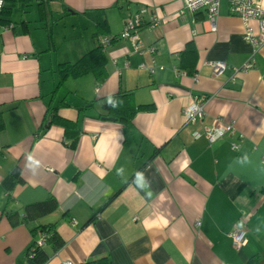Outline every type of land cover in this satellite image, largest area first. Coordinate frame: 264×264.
<instances>
[{"label":"crops","instance_id":"obj_1","mask_svg":"<svg viewBox=\"0 0 264 264\" xmlns=\"http://www.w3.org/2000/svg\"><path fill=\"white\" fill-rule=\"evenodd\" d=\"M259 6L264 12V0ZM49 8L50 23L35 4L32 23L0 28V264H35L37 228L63 242L58 251L45 243L44 264H264V45L253 69L234 74L252 47L224 1L216 32L204 12L182 13V0H52ZM142 10L160 22L140 29L149 50L135 53L118 36ZM98 15L114 38L105 78L58 86L57 66L97 47ZM211 61L226 70L214 76ZM116 95L153 110L127 125L111 121L105 106ZM199 98L203 126L233 127L213 145L192 138L199 124L183 125L182 110ZM49 108L68 125H47ZM235 229L246 231L238 249L228 236Z\"/></svg>","mask_w":264,"mask_h":264},{"label":"built area","instance_id":"obj_2","mask_svg":"<svg viewBox=\"0 0 264 264\" xmlns=\"http://www.w3.org/2000/svg\"><path fill=\"white\" fill-rule=\"evenodd\" d=\"M183 12L188 14H197L204 12L206 16V23L209 27V31L216 32L217 19L219 15L220 3L226 2L229 13L240 19L243 26L242 39L244 42L252 47V53L247 61L239 69H234V74L239 72H247L255 66V55L259 51L262 45H264V12H262L259 6V0H182ZM5 4V0H0V11ZM146 12L144 10L129 17L124 25L123 30L119 34L118 39L128 41L135 53H141L144 50H149L145 47L140 39V29L147 27L148 29L155 28L160 19L157 16H149L146 20ZM114 40L112 37H99L97 43L105 50ZM207 65L210 67L214 76H218L226 70L227 65L221 61H211ZM139 68L147 69L150 73H154L152 68H146L141 65ZM206 102V98H199L194 100L188 106L182 110L183 125L195 126L199 124L202 129L201 132L195 131L192 133L193 139L200 137L204 138L209 145H213L218 140L222 139L227 134L233 133V127L231 124H220L215 121L212 126L205 127L202 125L203 121V108ZM232 150H236L237 146L232 144ZM72 225L75 226L76 222L72 221ZM196 225H199L196 224ZM234 248H240L246 240V231L243 229H235L228 235ZM47 240V235L38 233L35 243L36 247L43 248ZM33 257V253H28V259ZM62 264H72L70 262H63Z\"/></svg>","mask_w":264,"mask_h":264},{"label":"trees","instance_id":"obj_3","mask_svg":"<svg viewBox=\"0 0 264 264\" xmlns=\"http://www.w3.org/2000/svg\"><path fill=\"white\" fill-rule=\"evenodd\" d=\"M51 1L52 0H5V4L0 11V28L7 29L11 25V18L15 7L23 9L26 8L30 3H35L37 5V11L40 19L50 23V20H46L45 17H51V11L49 8V3ZM96 29V39L103 37L108 33V26L103 16L99 17L98 15ZM105 66L106 56L104 54V50L97 43V47L94 50L81 57L76 63L57 66V72L59 74L58 86L62 85V83L68 78L78 79L86 75H93L97 81L102 80L106 76ZM128 96L129 95H116L112 97L109 103L105 106L108 116L123 125L129 124L137 112L153 110L152 106L134 107L130 105L126 101ZM45 122L47 125L54 123H60L63 126L68 125L55 114V109L52 108L48 109L45 116ZM1 127L2 123H0V128ZM11 220L13 225L18 223L12 217ZM38 233L47 235L46 244L52 246L54 251H58L63 246V242L57 236L56 232L50 230L49 228H37L33 231L34 242L32 243L28 253H33L31 261H33L35 264H44L47 261V256L44 254L42 248L35 246ZM85 264H109V261L107 258H101L87 262Z\"/></svg>","mask_w":264,"mask_h":264},{"label":"rangeland","instance_id":"obj_4","mask_svg":"<svg viewBox=\"0 0 264 264\" xmlns=\"http://www.w3.org/2000/svg\"><path fill=\"white\" fill-rule=\"evenodd\" d=\"M8 7V6H7ZM36 17L35 15V4L30 3L24 10L21 8H14L13 14H12V21L16 24L19 25L21 21L24 20H29L32 23V19Z\"/></svg>","mask_w":264,"mask_h":264},{"label":"water","instance_id":"obj_5","mask_svg":"<svg viewBox=\"0 0 264 264\" xmlns=\"http://www.w3.org/2000/svg\"><path fill=\"white\" fill-rule=\"evenodd\" d=\"M109 120H111V121H114L115 119H113V118H110Z\"/></svg>","mask_w":264,"mask_h":264}]
</instances>
